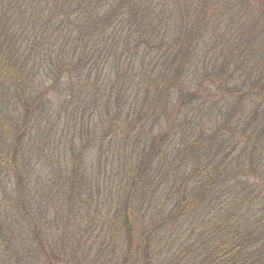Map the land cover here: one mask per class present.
Wrapping results in <instances>:
<instances>
[{
	"label": "trees",
	"instance_id": "1",
	"mask_svg": "<svg viewBox=\"0 0 264 264\" xmlns=\"http://www.w3.org/2000/svg\"><path fill=\"white\" fill-rule=\"evenodd\" d=\"M201 57L219 68L183 94L179 108L217 98L219 107L233 102L232 109L208 144L188 147L191 166L172 170L167 213L142 219L136 232L131 205L122 204L114 220L125 240L115 263L264 264V0H0V135L13 132L11 143L0 141V158L13 163L21 149L40 104L41 73L56 74V83L92 59L127 62L139 66L160 104ZM144 67L152 69L145 75ZM9 105L18 117L6 112ZM167 137L152 136L128 171V202L141 179L142 191L151 185ZM201 210L210 217L197 245L170 253L178 224ZM166 234L170 251L158 263Z\"/></svg>",
	"mask_w": 264,
	"mask_h": 264
},
{
	"label": "rangeland",
	"instance_id": "2",
	"mask_svg": "<svg viewBox=\"0 0 264 264\" xmlns=\"http://www.w3.org/2000/svg\"><path fill=\"white\" fill-rule=\"evenodd\" d=\"M195 60L160 104L155 88L139 77V66L127 62L92 59L78 73L59 75L56 83V74L41 73L35 89L40 104L14 164L0 158V264H106L108 259L116 264L125 240L114 220L122 204L131 205L136 232L142 219L149 223L172 208V170L191 166L188 147L208 144L233 106L204 98V104L179 108L182 95L199 90L206 74L219 68L214 60ZM144 68L145 75L152 69ZM7 107L18 117L15 107ZM162 132L168 134L165 160L153 170V180L148 177L151 185L142 191L141 179L128 202L123 188L128 171L151 137ZM12 134L0 135V141L11 143ZM209 215L201 210L182 219L171 251L166 250L169 235L162 236L158 263L179 246H196Z\"/></svg>",
	"mask_w": 264,
	"mask_h": 264
}]
</instances>
